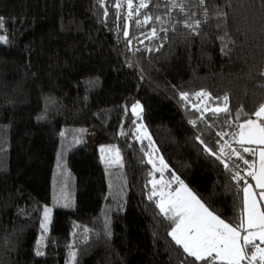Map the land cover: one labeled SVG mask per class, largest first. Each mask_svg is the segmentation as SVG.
Masks as SVG:
<instances>
[{
	"label": "trees",
	"instance_id": "1",
	"mask_svg": "<svg viewBox=\"0 0 264 264\" xmlns=\"http://www.w3.org/2000/svg\"><path fill=\"white\" fill-rule=\"evenodd\" d=\"M125 1L0 0V264H210L176 245L149 199L150 181L174 188L173 174L240 222L256 156L235 134L264 104V0H133L134 18ZM224 97L229 111L213 114Z\"/></svg>",
	"mask_w": 264,
	"mask_h": 264
},
{
	"label": "snow or ice",
	"instance_id": "2",
	"mask_svg": "<svg viewBox=\"0 0 264 264\" xmlns=\"http://www.w3.org/2000/svg\"><path fill=\"white\" fill-rule=\"evenodd\" d=\"M200 2L203 3L204 0H200ZM101 6H103L102 0ZM116 6L119 7V3ZM127 6L129 9H132L133 0H127ZM147 6L145 0H140L139 7L143 8ZM149 19L150 17H145V22ZM3 27V21L0 19V28ZM152 34L155 35V30H153ZM124 35L127 37V31L124 32ZM0 42L6 43L7 37L0 36ZM195 95L202 97L203 100L210 99L209 94L206 92H198ZM181 99L187 101L188 94L182 93ZM223 99L225 101L223 107L209 108L213 114L218 115L219 113H227L229 111L226 103L228 98L224 97ZM140 110L141 106L138 103L133 105L132 112L137 117H139ZM196 110H200L198 106ZM254 115L256 119H247L244 123L239 124V131L235 134L238 136L236 143L241 145L243 151L258 157V163L243 160L249 168L245 176L251 177L255 181V185L253 186L245 179V185L241 189L243 191V208L239 224L226 223L223 219L214 215L189 191L182 181H179V178L175 174H173V180L179 182L180 186L176 189L174 195L165 193L163 189L157 193L156 185L162 183V181H150L153 191L149 199L151 200L152 196L157 194L160 196V200L156 206L165 218L174 224L169 235L188 257L193 258L194 262L210 261V264H254L258 260L259 264H264V247L260 246L264 245V204L260 203V201H264V104L259 106ZM201 118L203 119V117ZM142 127V125L139 126L137 131L140 132ZM141 134L151 142V138L147 136L146 129ZM216 135L223 138L227 133L217 132ZM244 145H256L258 147L249 148L244 147ZM225 147H230V145L226 142ZM106 151L111 152L112 150L101 149L102 153ZM153 151H155L154 148ZM205 151L209 152V154H214L207 147H205ZM232 153L238 159H243L235 148L232 149ZM146 155H148L147 162L153 166L154 171L162 173L167 168L162 158L159 161L160 167L157 168L152 159V154L146 153ZM224 155V148L222 147L217 159H220L225 168L229 169V165L222 159ZM113 163H119L118 152L115 153ZM244 178L239 172H235L233 175V179L237 181ZM168 186L170 187V185ZM256 189L260 191L257 192ZM51 211V208L44 209V218L40 225L44 232L48 230ZM242 232L244 233L243 235ZM42 239L43 237H41ZM257 240L260 242L259 244L255 243ZM42 254L39 250L37 251V255Z\"/></svg>",
	"mask_w": 264,
	"mask_h": 264
},
{
	"label": "rangeland",
	"instance_id": "3",
	"mask_svg": "<svg viewBox=\"0 0 264 264\" xmlns=\"http://www.w3.org/2000/svg\"><path fill=\"white\" fill-rule=\"evenodd\" d=\"M122 1H123V0H122ZM124 4H125V6H126V8H127L128 13H129V14L131 13V16L134 18V17L136 16L135 7L133 6L132 9H129L128 6H127V0L125 1ZM134 20H135V19H134ZM135 23H136V20H135ZM136 24H137V23H136ZM204 102H205V100H203V98H201V100L199 99L198 106H199V107H200V106H204ZM141 125L143 126V124L138 123V124H137V128H138L139 126H141ZM143 130H144V127H142V129H141L140 132L137 131V133H138V138H139V139H142V140H146V141H148L149 139L145 138V137L141 134ZM147 136L150 137L149 134H148V132H147ZM86 143H87V147H88V149H92V148L94 147L95 141H94L93 137H91V136L89 135V136L87 137V139H86ZM153 155L155 156V151H153ZM159 161H160V158H159ZM159 161L155 162V164H156V166L159 165V167H160ZM179 186H180V185H179V182H178V184H177L174 188H169V187H167V188L165 189L164 186H163V187H161L160 189L157 190V193H159V191H160L161 189H163V191H164L165 193H168V194H172V195H174L176 189H178ZM185 186H186V185H185ZM189 191H190V190H189ZM156 196H157L158 201H159V200H160V196H159L158 194H157ZM45 208H46V207H45ZM45 208H44V209H45ZM51 212H52V211H51ZM43 218H44V210H43V214H42L41 223L43 222ZM40 225H41V224H40ZM48 226H49V224H48ZM40 229H41V227H40ZM41 233H45V232L41 229ZM170 237H171V236H170ZM259 243H260V242H259ZM261 247H264V245H261Z\"/></svg>",
	"mask_w": 264,
	"mask_h": 264
},
{
	"label": "crops",
	"instance_id": "4",
	"mask_svg": "<svg viewBox=\"0 0 264 264\" xmlns=\"http://www.w3.org/2000/svg\"><path fill=\"white\" fill-rule=\"evenodd\" d=\"M252 119H256L255 115H254V117H253ZM236 138L238 139V136H237ZM251 146H256V145H251ZM256 147H258V146H256ZM255 162L258 163V157H257V156H256V161H255ZM249 183H251L253 186L255 185V181L252 180L251 177H249ZM256 191L259 192L260 190H259V189H256ZM260 203H261V204H264V201H260ZM243 234H244V233L242 232V235H243ZM255 243H256V244H259V241L257 240V241H255ZM260 246H261V245H260Z\"/></svg>",
	"mask_w": 264,
	"mask_h": 264
}]
</instances>
